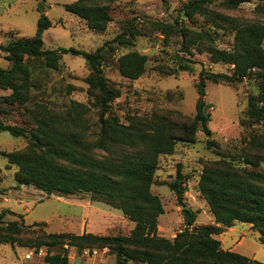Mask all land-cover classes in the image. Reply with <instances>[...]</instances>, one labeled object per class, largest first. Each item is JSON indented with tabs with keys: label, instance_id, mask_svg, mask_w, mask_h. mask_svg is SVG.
I'll return each mask as SVG.
<instances>
[{
	"label": "trees",
	"instance_id": "obj_1",
	"mask_svg": "<svg viewBox=\"0 0 264 264\" xmlns=\"http://www.w3.org/2000/svg\"><path fill=\"white\" fill-rule=\"evenodd\" d=\"M113 0H75L64 4L65 10L84 20L89 29L104 30L112 21L110 4ZM164 4H166L165 0ZM249 0H220L226 9H237ZM213 0H188L183 3L171 22L153 20L152 29L164 37L182 38L180 49L173 55L171 73L191 71L194 52L192 45L206 41L210 60L232 66L230 73L212 72L201 68L195 84L198 94L196 112L183 122L157 117L139 121L128 116V122H119L108 116L111 102L120 96V89L109 84L103 68L117 47L130 45L125 34H118L94 51L75 48H44L43 32L51 26L50 19L41 14L32 38H15L0 45L8 67L0 66V89L10 93L0 96V132L24 137L23 149L0 151L8 165H14V180L18 185H32L47 195L70 196L87 193L92 200L103 202L122 211L133 228L127 235H99L91 232H46L43 222L26 225L23 220L3 221L5 210L0 212V244L11 247L32 248L38 253L45 248V264H70L68 249L78 253L84 249L107 247L115 254V264H264L235 251L223 249L216 238L236 222L248 223L258 232V241L264 245V151L243 153L233 162L228 155L217 153L214 160L202 164L197 180V191L205 200L213 223L196 224L197 212L183 202L187 176L177 165L175 177L166 182L182 206L184 225L172 238L158 234V217L164 209L160 198L153 194L155 171L161 155L174 152L178 142L194 143L198 131L206 136V146L215 145L208 127L210 112L205 102L206 81L234 84L250 74L254 75L260 90V101L248 97V114L259 122L264 120V23L246 22L209 7ZM264 14V0L254 7ZM200 16L214 28L228 29L233 33L229 49L211 44L210 28H196ZM130 37L135 33L129 29ZM198 53L202 49L197 48ZM180 52L182 54H180ZM81 56L87 65L84 81L97 109V130L91 137L85 133L84 106L72 102L62 114L40 106L30 129L5 123L1 119L2 107L25 105L31 100L33 87L32 61H40L47 69L60 67L62 54ZM147 56L136 50L119 55L116 60L120 76L135 80L146 69ZM264 102V100H263ZM165 184V183H164ZM21 217V216H19ZM37 227V229L32 228ZM31 236L24 241L21 235Z\"/></svg>",
	"mask_w": 264,
	"mask_h": 264
},
{
	"label": "rangeland",
	"instance_id": "obj_2",
	"mask_svg": "<svg viewBox=\"0 0 264 264\" xmlns=\"http://www.w3.org/2000/svg\"><path fill=\"white\" fill-rule=\"evenodd\" d=\"M73 1L0 0V45L15 38H32L41 14L46 15L51 22L42 35L44 48H75L89 52L118 34H125L131 44L117 47L108 55L103 68L108 83L121 92L111 102L108 112L109 117L119 122H128V116L139 121H150L157 117L188 121L196 112L198 94L195 84L200 69L222 73L232 71L229 64L212 62L207 50L209 43L202 41L199 46H191L194 52L191 57L185 55L193 61L190 62L191 71L171 73L173 55L180 49L182 38L173 35L164 39L150 27L149 22H171L181 5L188 0H165L166 4L162 0H113L110 4L113 19L102 31L89 29L84 20L65 10L64 4ZM219 1L213 0L209 7L242 21L264 23V14L254 12L255 5L262 0H249L237 9H226L219 5ZM191 27L197 30L210 28L213 32L211 44L218 48L229 49L232 44V32L211 27L200 16ZM129 29L135 33L134 37H130ZM198 47L203 50L202 53L197 52ZM131 50L146 54L148 59L144 73L135 80L120 76L116 64L119 55ZM0 66H9L1 49ZM31 67V100L23 106L2 107L4 113L1 119L10 125L30 129L34 126L35 116L39 115L40 106L62 114L72 102H78L84 106L83 127L86 124L85 133L91 137L97 130V109L84 81L89 72L85 60L81 56L64 53L57 70L45 68L40 61H32ZM253 72L234 84L206 81L204 100L210 112L208 127L214 146L208 148L206 136L198 131L194 143L178 142L172 154L159 157L156 181L151 186V191L160 198L164 209L158 217L159 235L172 238L184 225L182 206L166 185V182L174 179L178 164H181V172L187 176L183 184L184 204L197 212L196 224L213 223L214 218L197 191L202 164L206 160L217 159V153L222 152L228 158H233L236 165L243 166L239 160L243 153L264 151V120L255 122L248 114V97L260 101L261 95ZM9 93V90L0 89V96ZM263 100L261 104H264ZM26 143L24 137L0 132V151L20 150ZM261 165L264 167V163ZM15 171L16 167L8 165L7 160L0 155V212L5 210L4 222L23 220L26 225L43 222L41 227L46 232L80 234L86 231L99 235H127L134 226L121 210L92 200L87 193L47 195L32 185H18L14 180ZM29 236L31 234L26 233L21 238L25 241ZM241 238L242 246L239 249L244 251L245 256L264 263V245L258 241V232L250 224L237 222L235 230L225 235L230 244ZM44 254L45 248L34 253L32 248L0 244L2 261L15 262L22 258L42 261ZM68 257L70 264H115V254L107 247L94 248L91 254L85 250L78 253L75 248H69Z\"/></svg>",
	"mask_w": 264,
	"mask_h": 264
},
{
	"label": "crops",
	"instance_id": "obj_3",
	"mask_svg": "<svg viewBox=\"0 0 264 264\" xmlns=\"http://www.w3.org/2000/svg\"><path fill=\"white\" fill-rule=\"evenodd\" d=\"M236 223L233 226L226 228L222 233L217 235L216 238L220 241L221 247L223 249L230 250V251H235V252H238L240 254H244L245 255L244 251L239 249L242 246V238L238 239V240H235L234 243H232V244H230L225 239V235L226 234H230L231 232H233L235 230ZM0 264H45V263L43 261L25 260L24 258H22V259H19V260L15 261V262H9V261L0 260Z\"/></svg>",
	"mask_w": 264,
	"mask_h": 264
},
{
	"label": "built area",
	"instance_id": "obj_4",
	"mask_svg": "<svg viewBox=\"0 0 264 264\" xmlns=\"http://www.w3.org/2000/svg\"><path fill=\"white\" fill-rule=\"evenodd\" d=\"M84 250H85V251H87V253H88V254H91V253H92V251H93V250H92V251L90 252V251H89V250H87V249H84ZM39 252H41V250H40ZM26 257H27V258H29V257H30V254H29V255H27Z\"/></svg>",
	"mask_w": 264,
	"mask_h": 264
}]
</instances>
